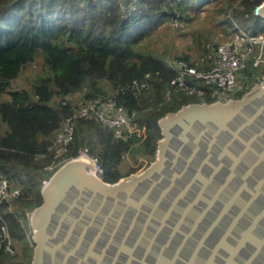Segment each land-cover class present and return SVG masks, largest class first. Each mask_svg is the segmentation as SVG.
<instances>
[{"label":"trees","instance_id":"16d2710c","mask_svg":"<svg viewBox=\"0 0 264 264\" xmlns=\"http://www.w3.org/2000/svg\"><path fill=\"white\" fill-rule=\"evenodd\" d=\"M261 1L0 0V176L19 190L10 206L0 202V227L7 228L13 250L5 249L6 239L1 240L0 264H29L32 259L26 211L42 202V180L60 166L47 169L57 161L54 134L74 112L75 104L66 96L79 92L89 99L112 91L135 111L133 121L144 131L126 139L115 138L112 129L95 118H74L72 139L61 155L68 159L87 147L103 166L104 181H117L134 171L119 168L126 153L135 160L154 159L161 137L159 119L197 101L183 91H172L166 98L175 74L168 61L191 56L187 51L159 50L153 45L154 32L170 22L182 30L203 10L199 21L206 30L204 41L195 38L196 57H202L219 43L209 40L214 26L229 37L236 26L264 34V19L254 13ZM38 58L40 69L27 75V85L10 86L23 66ZM134 79L145 86L133 88ZM204 88L202 101H213L210 87Z\"/></svg>","mask_w":264,"mask_h":264},{"label":"water","instance_id":"95a60500","mask_svg":"<svg viewBox=\"0 0 264 264\" xmlns=\"http://www.w3.org/2000/svg\"><path fill=\"white\" fill-rule=\"evenodd\" d=\"M158 124L137 173L102 181L73 159L53 171L29 264H264V72L240 97L189 102Z\"/></svg>","mask_w":264,"mask_h":264},{"label":"built area","instance_id":"2783aa9c","mask_svg":"<svg viewBox=\"0 0 264 264\" xmlns=\"http://www.w3.org/2000/svg\"><path fill=\"white\" fill-rule=\"evenodd\" d=\"M260 5L261 3L254 9L257 15ZM168 63L175 70V74L169 80L166 98L170 97L172 91L203 95L204 86L208 85L213 101L231 100L236 98L238 93L246 92L256 82H261L262 76L259 80L258 74L253 71L254 68L264 63V34H250L236 26L233 36L217 43L210 53L202 57L174 58ZM253 80H256L254 84ZM131 86L139 89L145 86V82L138 83L134 79ZM113 93L107 91L105 95L89 99H82L79 92L66 96L75 104L74 112L62 121L54 134L52 147L57 161L47 165L48 171H52L58 163L61 165L69 159L83 156L89 160L86 166L87 172L104 181V168L98 158L89 153L87 147L80 149L76 156L68 159L61 158V155L66 151L72 139L73 120L76 117L99 120L103 125L112 129L115 138L126 139L132 133L137 132L138 127L133 121L135 111H129ZM49 177L42 180V186L47 183ZM18 191L17 186L10 185L7 178L0 176V202L6 201L10 206ZM28 216V211H26V217L29 220ZM5 239V249L12 253L11 239H9L7 228L3 225L0 227V242Z\"/></svg>","mask_w":264,"mask_h":264},{"label":"rangeland","instance_id":"374dc122","mask_svg":"<svg viewBox=\"0 0 264 264\" xmlns=\"http://www.w3.org/2000/svg\"><path fill=\"white\" fill-rule=\"evenodd\" d=\"M206 12L203 10L199 11V15L195 17L190 24L183 25V29H175L176 23H162L159 28L154 32V39H153V45L158 48L159 50H166L170 51V53H181L182 51H187V53L191 57H196L198 52V45L195 40L197 38V41L203 42V36L206 33L205 27L201 24V21H199L202 16H204ZM207 23V22H206ZM226 26H229L227 23ZM232 27L235 25H231ZM212 30L214 31L213 35L209 38L211 41H218L221 42L223 40L229 39V34H224L221 32V30L214 26L212 27ZM235 33V32H234ZM233 33V34H234ZM232 34V36H233ZM200 35L199 39L198 36ZM229 37V38H227ZM41 66V60L38 58L34 62H28L23 66L22 73L18 74L14 79H12L10 86H24L27 85V75L30 73H33L35 71H38ZM264 63L260 64L257 72L259 76V80H261L262 76V70L264 72ZM257 80V79H256ZM256 80H253V84L256 82ZM258 81V80H257ZM5 94V93H4ZM194 100L202 101L203 97L201 95L193 94L191 95ZM237 96V95H236ZM136 126V125H135ZM137 128V127H136ZM131 129L132 126H131ZM139 133H142L144 129L137 128L136 130ZM150 159L145 156H139L135 160L129 153H126L123 157V159L119 163L120 170L126 172L129 170V168H134V171L130 174L137 173L144 169L149 163ZM129 174V175H130ZM128 176V175H127ZM126 177V176H123ZM33 210V209H32ZM32 210H28V223L30 224V215L32 214ZM29 237L32 236V227L30 225V228L27 229ZM14 243V241H12Z\"/></svg>","mask_w":264,"mask_h":264},{"label":"bare ground","instance_id":"6f19581e","mask_svg":"<svg viewBox=\"0 0 264 264\" xmlns=\"http://www.w3.org/2000/svg\"><path fill=\"white\" fill-rule=\"evenodd\" d=\"M73 160H74V162H77V163L82 164L84 166H88V164H89V160L83 156H78Z\"/></svg>","mask_w":264,"mask_h":264}]
</instances>
